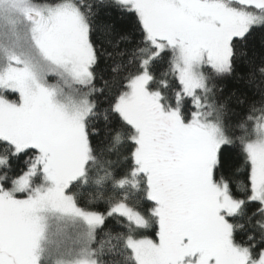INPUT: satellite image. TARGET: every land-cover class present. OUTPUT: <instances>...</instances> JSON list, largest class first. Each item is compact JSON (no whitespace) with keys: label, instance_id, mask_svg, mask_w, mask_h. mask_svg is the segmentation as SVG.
<instances>
[{"label":"snow or ice","instance_id":"snow-or-ice-1","mask_svg":"<svg viewBox=\"0 0 264 264\" xmlns=\"http://www.w3.org/2000/svg\"><path fill=\"white\" fill-rule=\"evenodd\" d=\"M0 264H264V0H0Z\"/></svg>","mask_w":264,"mask_h":264},{"label":"trees","instance_id":"trees-1","mask_svg":"<svg viewBox=\"0 0 264 264\" xmlns=\"http://www.w3.org/2000/svg\"><path fill=\"white\" fill-rule=\"evenodd\" d=\"M151 235V234H150ZM154 238V237H153Z\"/></svg>","mask_w":264,"mask_h":264}]
</instances>
